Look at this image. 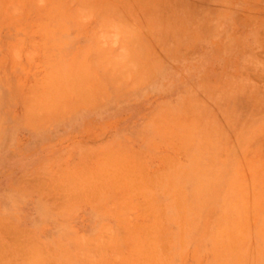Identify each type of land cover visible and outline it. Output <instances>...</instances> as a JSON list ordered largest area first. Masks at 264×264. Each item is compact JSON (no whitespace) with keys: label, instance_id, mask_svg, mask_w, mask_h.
I'll return each instance as SVG.
<instances>
[{"label":"rangeland","instance_id":"1","mask_svg":"<svg viewBox=\"0 0 264 264\" xmlns=\"http://www.w3.org/2000/svg\"><path fill=\"white\" fill-rule=\"evenodd\" d=\"M0 264H264V0H0Z\"/></svg>","mask_w":264,"mask_h":264},{"label":"bare ground","instance_id":"2","mask_svg":"<svg viewBox=\"0 0 264 264\" xmlns=\"http://www.w3.org/2000/svg\"><path fill=\"white\" fill-rule=\"evenodd\" d=\"M122 56V55H121ZM116 57V56H115ZM76 86V85H75ZM78 89V88H77Z\"/></svg>","mask_w":264,"mask_h":264}]
</instances>
